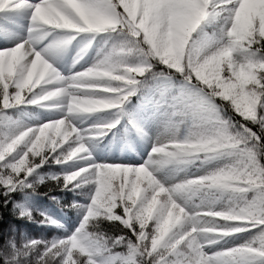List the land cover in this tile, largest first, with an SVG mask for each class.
Instances as JSON below:
<instances>
[{
	"label": "clouds",
	"instance_id": "9594fccd",
	"mask_svg": "<svg viewBox=\"0 0 264 264\" xmlns=\"http://www.w3.org/2000/svg\"><path fill=\"white\" fill-rule=\"evenodd\" d=\"M66 2L76 8L75 0ZM128 3L124 15L115 17L37 9V34L60 29L77 35L51 31L50 41L60 46L48 49V59L38 52L25 64L31 45L26 53L0 54V105L19 110L11 124L0 127V145L6 142L7 152L16 153L21 169L60 167L38 173L29 182L33 194L70 192L68 203L61 196L50 199L78 216L87 205L92 248L77 257L79 264H160L169 252L158 247L162 236L167 245H178L179 260L168 256L170 264H264V0H239L234 11L232 0H223L212 13V0H196L191 26L165 34L161 25L164 35L151 43L133 14L135 0ZM208 15L217 44L198 50L188 41L196 38V22ZM94 42L91 63L72 71L89 57ZM57 64H66L68 74ZM136 77L195 88L211 106L204 116L182 118L151 140L146 162L152 171L144 164L96 160L105 150L119 147L122 153L128 147L117 144L116 133L105 143L121 113L104 107L108 97L101 93L116 92ZM149 139L145 130L141 141L146 145ZM41 184L47 192H38ZM27 220L49 223L42 213ZM14 255L10 241L0 249L5 264H38Z\"/></svg>",
	"mask_w": 264,
	"mask_h": 264
},
{
	"label": "snow or ice",
	"instance_id": "6c2138e0",
	"mask_svg": "<svg viewBox=\"0 0 264 264\" xmlns=\"http://www.w3.org/2000/svg\"><path fill=\"white\" fill-rule=\"evenodd\" d=\"M222 3L223 0H212V4L209 6V13H212L215 5ZM75 4L76 8L68 4L66 0H36L35 3H32L31 0H0V13L21 11L28 13V26L26 28L25 37L19 39L18 42L14 43L11 47L0 48V54L7 56L16 52L18 49L21 53H26L29 50V45H31V55L28 56L27 61H24L25 64L29 63L38 52L45 59H48V49L52 48L55 50L60 46L59 42L50 41L49 36L51 31H68L69 38L77 35L70 30L60 29L40 31L39 34H37L38 21L36 12L38 8L51 7L55 8L57 11L70 15H77L78 9L80 12L89 15L115 17L117 15L123 16L129 7L128 0H75ZM238 4L239 0H232V3L229 4V8L234 11ZM196 7V0H135L133 14L137 17V22L141 24L148 33L146 42L151 43L157 35H164L159 33L161 25L165 26V34L169 30L176 31L177 34H179L183 32L186 27L191 26ZM213 23L214 18L212 15H208L197 21L195 31L192 32V37L196 38L188 41L189 46H194L198 50L214 47L217 44L218 37L216 32L213 31ZM207 28H211V32L207 31ZM0 31L8 37L15 36V33L10 28L5 27L0 29ZM197 34H199L198 37ZM63 43H67V41ZM202 67L203 66L198 67L196 71H200ZM5 75L7 76V68H5ZM149 82L157 85L161 96L166 98L164 103L167 104L169 111L166 113L163 133L172 130L182 118H199L211 111L208 99L195 88L177 86L168 78H154ZM149 82L143 81L141 77H136L122 84L121 88L116 92L101 93V95L108 97V99L103 101L104 107L112 111L119 110L121 113V119L113 121L115 128L121 123L122 119H127L128 127L125 129L126 134L130 128L137 136L144 135V127L138 122L134 114H130L126 111L125 106L132 96L140 92L141 89L149 87ZM11 83H15V77L11 78ZM11 90L13 89L10 87V91ZM2 93L3 85H0V99L3 98ZM8 109L10 108H4L0 105V127L12 123V119L6 115ZM0 151L4 152V158L0 159V187L4 189V195L26 188L31 189L28 177L35 174L37 169H33L32 171H29L28 167L21 169L14 160V158L18 159L16 153L12 152L9 154L7 152L6 142L0 145ZM146 161L147 158L141 164H144L149 171H152L150 161ZM157 179H159V177H157ZM164 187L167 188V185L165 184ZM101 188H103V185H101ZM129 188L130 185L125 186V191L127 192ZM98 195H102V193H98ZM150 197L151 193H149V198ZM141 198L143 199V195H141ZM5 203H7V201H5ZM82 208L83 211L79 215L80 220L70 232L59 220L42 213L49 221V223L45 225L63 229L67 235L53 237L50 241L27 240V242L23 243L21 246L23 249L22 252L16 250V245L13 243L11 244L15 252L13 258L28 261L26 258L30 255V250L40 248V255L37 259L38 264H46L50 257L54 261H57V264H79L77 257L84 255L92 248V242L86 234L88 221L85 220V215L89 214L88 207L87 205H82ZM16 209H19L18 215L22 219H27V217L32 215L29 209L14 203L13 211L16 212ZM119 210L123 212V208ZM250 230L254 231V229ZM165 240L166 237L162 236L158 241V247L169 248L167 255L159 257L160 264H170L167 258L168 256H172L173 260L178 261L179 257L175 251L178 245H167ZM93 259H95V257H93ZM3 264H5L4 258Z\"/></svg>",
	"mask_w": 264,
	"mask_h": 264
},
{
	"label": "trees",
	"instance_id": "16d2710c",
	"mask_svg": "<svg viewBox=\"0 0 264 264\" xmlns=\"http://www.w3.org/2000/svg\"><path fill=\"white\" fill-rule=\"evenodd\" d=\"M16 18H25L28 15L27 12H16ZM0 16H5L7 19H12L11 14L5 12L0 13ZM207 31L211 32V28H207ZM99 37L97 38V40ZM94 45L95 42H94ZM150 86L141 89L136 95L132 96L130 100L127 102L125 108L126 111L130 114H134L137 111L138 105L141 103L144 95L147 90L152 87L154 84L149 82ZM35 110V109H32ZM19 110L16 108H10L6 111V115H8L11 119H15L18 115ZM128 127L127 119H122L121 123L117 125L115 129H113L112 133H109V136L105 139V143L108 140L112 139L113 133H116L117 143L120 141L125 142L127 140V134L125 133V129ZM128 132H131L129 128ZM107 156H111L114 160L117 159L119 162H109V163H121V164H132L138 165L144 162V157L138 152L139 160H135L132 157L123 156L121 152H116L113 154H109L108 152L105 154ZM102 154L96 156V160L99 163L102 158ZM50 171H60V167L56 165H51L46 163L42 167L36 170V173L28 177V181L31 182L34 177L39 174H46ZM39 193L47 192V185L41 184L39 189ZM51 196H61L64 199L61 201L62 204L68 203L73 199L72 194L70 192H57L53 191L48 193V195H38L33 194L31 189H23L17 190L14 192L8 193V195H4V189L0 187V249H3L5 244L9 241L11 244H15L17 247H21L23 243L27 242V240H43L50 241L53 236L56 234V227L45 225V224H36L27 219H22L19 217L18 212L19 209H16V212L13 211V205L19 204L23 207L29 209L32 212L33 216H38L40 213H43L46 216H52L55 219H58L59 212H62L65 220L70 224H77L80 220V217L76 215L72 211L62 210L57 207L56 204L50 199ZM76 200L81 203H88V201L82 200L80 197H76ZM7 201V203H5ZM53 213H49L50 210ZM117 211H120L119 209ZM42 218V217H41ZM110 230V229H109ZM42 248V246H41ZM41 249L38 248L37 252L30 253V255L26 258L29 262L37 261L40 255ZM0 264H3V258L0 257ZM53 264H57V261H53Z\"/></svg>",
	"mask_w": 264,
	"mask_h": 264
},
{
	"label": "rangeland",
	"instance_id": "374dc122",
	"mask_svg": "<svg viewBox=\"0 0 264 264\" xmlns=\"http://www.w3.org/2000/svg\"><path fill=\"white\" fill-rule=\"evenodd\" d=\"M32 3H35L36 0H31ZM14 13V12H9ZM28 26V21L14 20L12 22L2 21L0 22V29L5 27L10 28L14 33V37H8L0 31V48L11 47L14 43L18 42L19 39H23L26 35V28ZM195 35V34H194ZM75 45L76 43L73 42ZM95 53V47L90 50L89 57H86L85 61H82L80 64L76 65L72 71L81 70L82 67H86L88 63H91V57ZM72 53H69L68 60L70 61ZM62 73L65 75L68 74V68L66 64H57L56 65ZM166 98L162 97L157 85H154L153 88L149 89L147 95L143 98L142 102L137 108L135 116L138 119V122L150 133L151 139L148 140L147 144H143L141 141V136H137L131 131L129 135L128 145L122 152V154L131 155L136 157L135 152L139 151L141 154L145 155V158L148 156V151L151 147V140L155 136L163 131L164 122L166 120V113L169 111L167 104L164 103ZM134 146L135 150H131ZM119 150V147L116 150L111 151L114 153ZM110 159V158H108ZM199 174V173H197ZM64 224L65 228L70 232L75 226H68ZM60 234L55 235L54 237L65 236L67 235L63 229H60Z\"/></svg>",
	"mask_w": 264,
	"mask_h": 264
}]
</instances>
